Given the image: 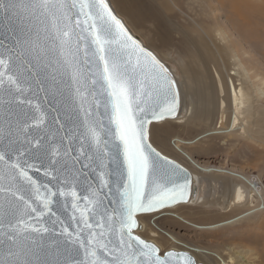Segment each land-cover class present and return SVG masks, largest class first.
Here are the masks:
<instances>
[{"label": "snow or ice", "instance_id": "obj_1", "mask_svg": "<svg viewBox=\"0 0 264 264\" xmlns=\"http://www.w3.org/2000/svg\"><path fill=\"white\" fill-rule=\"evenodd\" d=\"M0 29V264H169L137 233L193 191L172 71L111 0H0Z\"/></svg>", "mask_w": 264, "mask_h": 264}, {"label": "rangeland", "instance_id": "obj_2", "mask_svg": "<svg viewBox=\"0 0 264 264\" xmlns=\"http://www.w3.org/2000/svg\"><path fill=\"white\" fill-rule=\"evenodd\" d=\"M111 7L142 44L175 71L186 99L185 76L189 69H193L192 55L195 53L189 39L176 27L167 32L161 31L163 27H160L156 32L152 23L140 24L123 10L119 0H111ZM180 10L182 13L177 12L180 19L188 23L190 18L196 19L190 10ZM205 20L206 23L200 25L210 37L215 36L213 41L221 49L226 69L222 71L223 75L240 70L249 87L264 94V37L258 39L259 44L254 46L232 30L231 24L216 22L211 15ZM244 97V106L248 111L243 114V125L247 131L242 133L206 136L210 128L202 121L185 119L168 122L166 140L162 141L167 144L168 152L187 169L191 167L192 160L213 171L204 174L198 182L201 198H210L211 203L225 202L229 200L232 186L239 184L246 191L244 195L248 204L241 203L229 210L210 203H207L210 206L180 205L147 223H141L142 230L137 234L154 243L160 252L196 247L219 253L232 264H264V129L258 132V128L252 127L255 117L253 108L260 109L264 114V99L261 104L256 103L258 106L251 107ZM177 140L189 144L177 146ZM158 229L173 236L178 244L171 242ZM197 264L211 263L198 257Z\"/></svg>", "mask_w": 264, "mask_h": 264}, {"label": "bare ground", "instance_id": "obj_3", "mask_svg": "<svg viewBox=\"0 0 264 264\" xmlns=\"http://www.w3.org/2000/svg\"><path fill=\"white\" fill-rule=\"evenodd\" d=\"M119 1L122 2L123 10L140 24L144 25L146 22H150L156 32L160 30V27H163L161 31L164 32L176 27L194 46L195 53L192 55V58H194L193 69H189L188 74L186 73L184 82L187 108L184 109L183 106L182 109L181 96V109L175 121L179 122L185 119L202 121L210 128L205 133L206 136L247 131L245 129L246 126L243 125V114L248 111L244 106V95L246 96V102H249V106L252 107L257 102L261 104L264 94H260L258 90L251 89L247 84V78L238 69L237 72L228 71L223 75L222 71L226 69L221 49L216 45L217 42L213 41L215 36L213 38L210 37L209 32L200 23L205 22V18L211 15V18L216 22L220 23L222 21L223 23L231 24L232 30H235L244 41L257 46L259 44L258 39L264 37V0H177L178 3L174 0ZM185 8L190 10V14L196 17V19L190 18V23L180 19L177 13L181 11L180 9ZM244 91L245 93L242 95ZM192 103L195 105H193V108ZM253 112L252 114L256 118H253L252 127L258 128L259 132L264 129V114L260 109L253 108ZM177 143L178 146L179 144H189L178 140ZM190 164L191 167L188 170L197 178V183L204 174L213 172L195 161L191 160ZM243 188L242 185L234 184L229 200L227 199L225 202L220 200V202L215 201L212 203L209 200L210 198L202 199L198 190L195 203L189 205L210 206V204H213L214 207L217 206L222 210H229L238 207L241 203L248 204L245 201L246 195L244 193L246 191ZM207 203L210 204L207 205ZM158 230L171 242L178 244L173 236L160 229ZM184 251L195 253L197 257H203L211 264H232L219 253L208 249L202 250L196 247H188Z\"/></svg>", "mask_w": 264, "mask_h": 264}, {"label": "water", "instance_id": "obj_4", "mask_svg": "<svg viewBox=\"0 0 264 264\" xmlns=\"http://www.w3.org/2000/svg\"><path fill=\"white\" fill-rule=\"evenodd\" d=\"M69 2H76V3H80V2H86V0H69ZM78 10V9H77ZM116 14V13H115ZM117 15V14H116ZM120 18V17H119ZM121 19V18H120ZM131 32V31H130ZM131 34L133 36H135L132 32ZM137 37V36H135ZM138 38V37H137ZM0 39H3L5 40V42L7 43L8 42V33L6 30H3V29H0ZM139 39V38H138ZM141 42V41H140ZM142 43V42H141ZM58 54V53H56ZM167 65V64H166ZM168 66V65H167ZM169 67V66H168ZM169 69L172 71V73L174 74L175 76V79L178 81V77L175 73V71L169 67ZM179 82V81H178ZM181 90V89H180ZM181 96H182V109H183V106H184V109H186V99L183 95V93L181 92ZM181 109V107H180ZM179 113H180V110H179ZM179 116V115H178ZM171 121V120H170ZM189 171V170H188ZM190 172V171H189ZM191 173V172H190ZM37 179L40 180L41 183L45 182V179L43 176H37L36 177ZM191 179H192V193H191V198L190 200L187 202V203H181L177 206H180V205H189V204H194L196 199H197V195H198V183H197V178H195V176H193L191 174ZM177 206H174L173 208L177 207ZM54 211L57 213L58 216H60L62 219L64 220H67L68 219V213L65 212V207H64V204H63V201H60L59 203H57L55 206H54ZM142 230V226L140 225V229H139V232ZM147 241V240H146ZM150 242V241H148ZM152 243V242H150ZM154 244V243H152ZM155 245V244H154ZM156 246V245H155ZM157 247V246H156ZM158 248V247H157ZM159 249V248H158ZM168 252H171L173 253L172 256L169 257V264H183V260L180 258V256H182L185 252L184 251H179V250H169Z\"/></svg>", "mask_w": 264, "mask_h": 264}, {"label": "built area", "instance_id": "obj_5", "mask_svg": "<svg viewBox=\"0 0 264 264\" xmlns=\"http://www.w3.org/2000/svg\"><path fill=\"white\" fill-rule=\"evenodd\" d=\"M178 146V144H176Z\"/></svg>", "mask_w": 264, "mask_h": 264}]
</instances>
